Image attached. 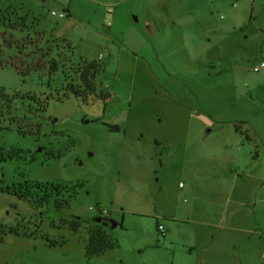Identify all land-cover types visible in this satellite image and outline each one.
I'll use <instances>...</instances> for the list:
<instances>
[{
    "label": "rangeland",
    "instance_id": "obj_1",
    "mask_svg": "<svg viewBox=\"0 0 264 264\" xmlns=\"http://www.w3.org/2000/svg\"><path fill=\"white\" fill-rule=\"evenodd\" d=\"M25 36L36 46L16 59L9 45ZM34 59L41 75L11 65L24 60L25 72ZM87 62L103 67L96 93L62 98ZM261 62L264 0H0V92L18 97L0 100V264H187L164 240L174 184L160 167L162 139L187 132L194 144L240 120L263 159ZM25 183L72 190L69 208L34 209L5 192ZM96 216L121 224L107 229L118 247L86 260V231L66 222Z\"/></svg>",
    "mask_w": 264,
    "mask_h": 264
},
{
    "label": "crops",
    "instance_id": "obj_2",
    "mask_svg": "<svg viewBox=\"0 0 264 264\" xmlns=\"http://www.w3.org/2000/svg\"><path fill=\"white\" fill-rule=\"evenodd\" d=\"M245 123L223 121L214 138L209 129L194 144L187 132L162 139L160 167L174 184L162 213L164 240L171 251L184 249L187 264H252L264 257V156L253 160L256 143L241 130Z\"/></svg>",
    "mask_w": 264,
    "mask_h": 264
},
{
    "label": "trees",
    "instance_id": "obj_3",
    "mask_svg": "<svg viewBox=\"0 0 264 264\" xmlns=\"http://www.w3.org/2000/svg\"><path fill=\"white\" fill-rule=\"evenodd\" d=\"M35 34L39 35L40 37L44 36V33ZM36 42L37 41L35 39H27V37L25 36V38L20 39L18 43L11 42L9 47L11 45L16 47V59L24 57V59L28 60L29 56L25 55L24 51L31 50L32 52L34 47L36 46ZM31 55L35 56L34 53H32ZM34 60V64L30 66V68L29 66L26 67L25 72H23L21 67L26 66V61L24 62L23 60V62L19 64V67L14 64L11 65L14 67L15 71L22 77L24 75H29L31 72L41 75L39 71H41L44 66L38 60ZM49 69L50 72H56L57 64L55 62H49ZM102 70V65L97 64L95 62H87L79 74L78 82L80 86L73 85L72 83L68 84L63 90L62 98H66L68 94H72L75 97L82 99H86L88 97L93 96L94 93H96V86L94 82L95 78L100 72H102ZM17 99V96H12L8 98V96H4L3 93L0 92V100L6 101L8 107L11 104H14ZM234 129L236 132L240 131L238 126H234ZM256 157L257 154L254 153L253 160H255ZM5 192L20 201H25L29 203L34 209H42L43 207L52 203L53 209L56 211L69 208L70 199L73 195V191L70 189H67L61 185L48 183H25L23 185H13L11 187L6 188ZM66 223L69 225L70 231L73 233H76L80 228H83L86 231L87 241L84 253L86 260L99 258L118 247L117 242L109 235L107 229L110 228L111 223L115 224V226L121 224L114 223L112 220L106 217L96 216L87 222H84L80 218L75 217L74 220H71ZM10 233L18 235L16 230H11ZM45 241L47 242L50 248H56L65 244V241L63 239L59 241L45 239Z\"/></svg>",
    "mask_w": 264,
    "mask_h": 264
},
{
    "label": "built area",
    "instance_id": "obj_4",
    "mask_svg": "<svg viewBox=\"0 0 264 264\" xmlns=\"http://www.w3.org/2000/svg\"><path fill=\"white\" fill-rule=\"evenodd\" d=\"M52 16H56V17H58V18H64L66 15H65L64 13L56 14L55 12H52ZM262 68H264V62H261V63H259V65L254 66V67H253V71H254V72H258V71H259L260 69H262ZM106 99H109V100H110V98H106ZM101 214H102V215L105 214V211H102ZM157 230H158V232H159L160 234H163L164 229H163V226H162V225H160V224L157 225Z\"/></svg>",
    "mask_w": 264,
    "mask_h": 264
},
{
    "label": "water",
    "instance_id": "obj_5",
    "mask_svg": "<svg viewBox=\"0 0 264 264\" xmlns=\"http://www.w3.org/2000/svg\"><path fill=\"white\" fill-rule=\"evenodd\" d=\"M111 131L115 132L118 131V127H111ZM112 227H115V224H110Z\"/></svg>",
    "mask_w": 264,
    "mask_h": 264
}]
</instances>
